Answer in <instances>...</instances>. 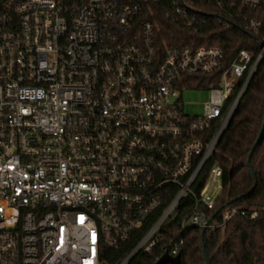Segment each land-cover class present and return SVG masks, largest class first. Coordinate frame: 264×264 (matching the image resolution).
Returning <instances> with one entry per match:
<instances>
[{"label":"built area","instance_id":"1","mask_svg":"<svg viewBox=\"0 0 264 264\" xmlns=\"http://www.w3.org/2000/svg\"><path fill=\"white\" fill-rule=\"evenodd\" d=\"M237 0H0V264H103V248L158 245L179 255L173 226L219 228L258 210L209 209L223 189L212 164L196 191L264 54L240 49L228 67L218 46L168 45L160 20L184 29L206 7L231 14ZM259 8L264 0H242ZM261 22L244 26L257 32ZM219 73V74H218ZM217 74L203 113L183 92ZM194 78L197 82H194ZM244 79L231 109L224 107ZM219 123L216 133L209 130ZM193 206L180 214L186 195ZM173 264V263H170Z\"/></svg>","mask_w":264,"mask_h":264},{"label":"trees","instance_id":"2","mask_svg":"<svg viewBox=\"0 0 264 264\" xmlns=\"http://www.w3.org/2000/svg\"><path fill=\"white\" fill-rule=\"evenodd\" d=\"M231 9V14H221L214 5L206 7L208 15L199 16L207 22L197 29H184L174 21L160 20L162 29L157 32L168 45H188L191 47L218 46L225 52V66L228 67L240 49H248L257 54L264 41V5L250 8L242 0ZM251 18L261 22L257 32H250L244 23ZM219 74V73H218ZM198 78H194L197 82ZM217 74L199 77L197 83L188 85L189 89H207ZM244 79L227 100L224 107L226 115L239 94ZM264 54L258 67L239 98L237 107L222 133L216 150L206 163L196 184L199 192L201 181L205 179L212 164L222 168L223 189L209 216L214 223L222 222L223 211L229 206L240 209L258 210L259 216L250 219L241 215L232 217L222 227L200 229L189 227L180 230V223L173 226V234H167L162 243L170 236L183 238L179 255L180 264H264ZM219 128L214 123L209 130L212 137ZM262 131V133H261ZM260 140L254 149L258 137ZM251 153L250 159L249 154ZM194 198L186 195L179 210L181 212L193 206ZM128 251H113L103 248L105 262L118 264ZM160 251L158 245L151 252L139 251L128 264H155ZM207 256L210 263L207 261ZM170 264V262L166 263Z\"/></svg>","mask_w":264,"mask_h":264},{"label":"rangeland","instance_id":"3","mask_svg":"<svg viewBox=\"0 0 264 264\" xmlns=\"http://www.w3.org/2000/svg\"><path fill=\"white\" fill-rule=\"evenodd\" d=\"M184 105L186 111L192 114L203 113L205 103L210 98L208 90H185L183 92Z\"/></svg>","mask_w":264,"mask_h":264},{"label":"water","instance_id":"4","mask_svg":"<svg viewBox=\"0 0 264 264\" xmlns=\"http://www.w3.org/2000/svg\"><path fill=\"white\" fill-rule=\"evenodd\" d=\"M263 127H264V124H263ZM261 133H262V131H261ZM259 140H260V136L258 137V139L256 140V142L254 144V147H253L254 149L256 148ZM250 156H251V153L249 154L248 160L250 159ZM207 261H208V263H210V259H209L208 256H207ZM168 262L173 263V264H180L181 256L177 255L175 257H172V256H170L169 254L166 253L155 264H166Z\"/></svg>","mask_w":264,"mask_h":264}]
</instances>
